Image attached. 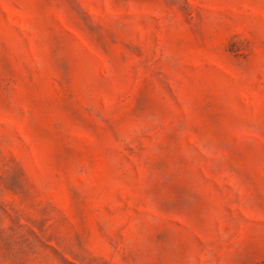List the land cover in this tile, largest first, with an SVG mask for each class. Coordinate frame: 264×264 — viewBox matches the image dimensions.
Returning a JSON list of instances; mask_svg holds the SVG:
<instances>
[{
  "label": "rangeland",
  "instance_id": "obj_1",
  "mask_svg": "<svg viewBox=\"0 0 264 264\" xmlns=\"http://www.w3.org/2000/svg\"><path fill=\"white\" fill-rule=\"evenodd\" d=\"M0 264H264V0H0Z\"/></svg>",
  "mask_w": 264,
  "mask_h": 264
}]
</instances>
